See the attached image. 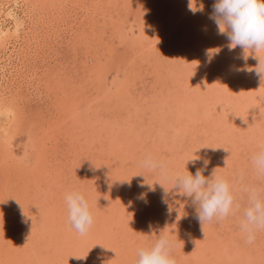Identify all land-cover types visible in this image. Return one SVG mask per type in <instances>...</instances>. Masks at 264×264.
<instances>
[{"label":"rangeland","instance_id":"374dc122","mask_svg":"<svg viewBox=\"0 0 264 264\" xmlns=\"http://www.w3.org/2000/svg\"><path fill=\"white\" fill-rule=\"evenodd\" d=\"M214 3L0 0V258L133 264L162 233L176 264H264V230L249 244L240 229L242 187L264 188V49L230 51ZM146 154L193 175L202 161L187 160H208L239 209L201 224ZM72 190L93 215L84 236L67 222Z\"/></svg>","mask_w":264,"mask_h":264},{"label":"clouds","instance_id":"9594fccd","mask_svg":"<svg viewBox=\"0 0 264 264\" xmlns=\"http://www.w3.org/2000/svg\"><path fill=\"white\" fill-rule=\"evenodd\" d=\"M212 7L209 19L218 26L220 34H226L230 51L237 46L244 51L264 49V0H215ZM254 71L264 77V62L258 59ZM200 161L203 167L197 168L194 175L188 171L173 173L165 161L151 154L144 156L142 166L164 179H171L173 188L191 198L201 224L223 220L240 207L233 194L235 185L222 175L212 173L205 177L203 170L209 162L206 159L194 155L187 163L195 167ZM252 164L257 175L264 177V144L253 154ZM241 190L247 193V206L243 208L240 229L246 234V242L251 244L255 241V233L264 230V188L243 186ZM64 201L67 222L78 234L86 235L93 225V215L85 196L78 190H72L65 194ZM173 246L169 237L160 233L154 243L137 249L133 264H176L171 256Z\"/></svg>","mask_w":264,"mask_h":264},{"label":"bare ground","instance_id":"6f19581e","mask_svg":"<svg viewBox=\"0 0 264 264\" xmlns=\"http://www.w3.org/2000/svg\"><path fill=\"white\" fill-rule=\"evenodd\" d=\"M198 21V20H197ZM146 23V22H145ZM248 52V51H247ZM255 64V63H254ZM244 68V67H243ZM245 71H247L246 69H244ZM95 71H97V70H95ZM138 71V70H137ZM136 71V72H137ZM91 72V71H90ZM92 74V73H91ZM245 74H248V73H245ZM244 88V87H243ZM239 90V89H238ZM236 91V90H235ZM234 91V92H235ZM221 92V91H220ZM249 92V91H248ZM230 93V92H229ZM257 93V92H256ZM209 94V93H208ZM256 96V95H255ZM222 97V96H221ZM225 97V96H224ZM215 98V97H214ZM235 106V105H234ZM130 111V110H129ZM236 112V111H235ZM240 113H241V111H240ZM241 115V114H240ZM263 115H264V113H263ZM253 116V115H252ZM128 118V117H127ZM243 118V117H242ZM241 118V119H242ZM233 119V118H232ZM235 120V119H234ZM246 120V119H245ZM225 121V120H224ZM226 122V121H225ZM244 122V121H243ZM227 123V122H226ZM247 123H248V121H247ZM228 125V124H227ZM230 128V127H229ZM96 138V137H95ZM229 163V162H228ZM211 165V164H210ZM223 174V173H222ZM44 177V176H43ZM45 178V177H44ZM155 181V180H154ZM146 188V187H145ZM176 197V196H175ZM23 198V197H22ZM8 201V200H7ZM17 201V200H16ZM24 201V200H23ZM11 203V202H10ZM29 204V203H28ZM28 206V205H27ZM25 207V206H24ZM10 208H12V207H10ZM16 209V208H15ZM29 209V208H28ZM26 210V209H25ZM37 210V209H36ZM12 211V210H11ZM32 212V211H31ZM30 211H29V213H31ZM49 212H51L50 210H49ZM35 214H36V212H35ZM55 214V213H54ZM112 214V213H111ZM50 216V215H49ZM25 220V219H24ZM57 221H58V219H57ZM25 222V221H24ZM28 223V222H27ZM21 224V223H20ZM62 224H65V223H62ZM164 225V224H163ZM4 231V230H3ZM220 231V230H219ZM217 233V232H216ZM4 234V233H3ZM216 235V234H215ZM221 241V240H220ZM222 242V241H221ZM230 244V243H229ZM19 246H20V244H18ZM111 245V244H110ZM244 245V244H243ZM221 246V245H220ZM116 249V248H115ZM122 250V249H121ZM124 251V250H123ZM7 252V251H6ZM125 253V252H124ZM128 253V252H127ZM222 254V253H221ZM69 255V254H68ZM7 256V255H6ZM0 264H13L12 262H10V261H8V260H6V258H5V260L3 259V258H0ZM237 264V263H236Z\"/></svg>","mask_w":264,"mask_h":264}]
</instances>
